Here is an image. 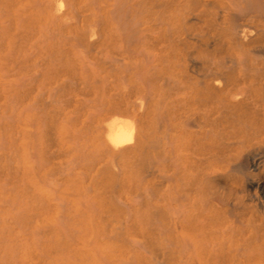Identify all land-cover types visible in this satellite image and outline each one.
Here are the masks:
<instances>
[{"label":"rangeland","instance_id":"1","mask_svg":"<svg viewBox=\"0 0 264 264\" xmlns=\"http://www.w3.org/2000/svg\"><path fill=\"white\" fill-rule=\"evenodd\" d=\"M226 1L0 0V264H237L264 248V170L250 190L228 169L264 157V94L198 84L264 46L230 41ZM110 111L138 123L120 152Z\"/></svg>","mask_w":264,"mask_h":264},{"label":"bare ground","instance_id":"2","mask_svg":"<svg viewBox=\"0 0 264 264\" xmlns=\"http://www.w3.org/2000/svg\"><path fill=\"white\" fill-rule=\"evenodd\" d=\"M113 2V6H115L118 0L117 2L113 0ZM226 2L227 3H224L222 5L221 10L216 12L215 17L216 20H221L223 17L225 18L230 16L231 20L227 22V32L230 37V41L236 43L242 48L246 45H249L253 41L264 38V0H227ZM123 6L119 7L118 10ZM112 12L110 11V13ZM121 15H117L118 18H115L112 14L111 20L115 19L112 21L117 23L116 20H120L123 16ZM180 15H182V13H180ZM184 19H195V17H192V15L188 14L187 16H185ZM97 22L98 21H96L95 24ZM125 25L127 24L125 23ZM133 35L134 32L132 36ZM189 64L190 71L192 73H196V71L194 70L199 65V62L196 60H189ZM88 66L91 67L90 65ZM197 76L199 78L198 84L201 88L207 89V87L210 86L217 91L224 92L225 95L229 97L230 100L233 102H239L243 99H248L250 94H252L254 91H260L262 94H264V46H256L249 49L248 51H244L239 55L237 61H229L226 65H223L222 67L205 69L204 71L197 74ZM183 89V84L176 80L175 90L177 92L176 94L179 100L186 99L187 94L186 92L182 93ZM146 103V97H140L138 99V106L140 107V109H143L146 106ZM257 108L260 107L257 106ZM187 125L194 126L195 123L194 121L189 120L187 122ZM243 128H245V130L249 132L252 130V125L250 123H246ZM103 129L106 143L110 146L112 150L120 152L124 148L135 144L138 134V123L137 120L132 117H127L122 114H117L113 111H110L104 116ZM257 134L259 135L258 132H255V135ZM259 156L260 155L258 153L247 152L240 156L241 160L231 162V164L228 165L229 171L244 174V179L247 182V188L250 190H253L254 188H260V184H258L254 180L255 177L260 175L264 170V157ZM257 157L259 158L256 159ZM251 198V195H248L249 201H252ZM254 201L256 202L257 208L262 213H264V200L260 197H254ZM227 206H229V204L223 206L224 208H226V214L228 218L234 220V208L230 210L227 209ZM249 232L255 233L257 231L255 229H252L251 227L249 229ZM236 256L238 257L239 261V263L237 264H264V248L260 249L259 252H255L251 249L247 250L239 248V250H237Z\"/></svg>","mask_w":264,"mask_h":264}]
</instances>
